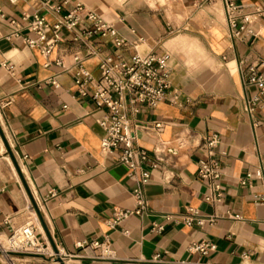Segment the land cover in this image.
<instances>
[{
	"label": "crops",
	"instance_id": "1",
	"mask_svg": "<svg viewBox=\"0 0 264 264\" xmlns=\"http://www.w3.org/2000/svg\"><path fill=\"white\" fill-rule=\"evenodd\" d=\"M76 1L116 28L128 42L126 57L169 54L178 103L161 102L134 118L139 146L153 149L151 126L159 121L161 137L178 153L143 187L147 209L112 226L117 210L135 207L138 176L119 162V151L102 150L98 119L105 109L79 94L67 69L84 46L66 31L48 58L27 45L23 17L37 13L52 22L61 0H0V232H11L7 218L13 227L31 222L41 242L69 254L11 262L0 252V264H264V204L253 197L263 190L264 84L248 81L264 79V14L251 25L256 36L240 40L230 35L221 0ZM237 2L252 11L264 0ZM12 20L19 36L12 35ZM93 41L99 52L84 65L99 78L100 59L115 48ZM58 58L65 67L53 63ZM53 77L59 87L47 83ZM213 133L221 140L218 202L206 201L211 190L198 174L202 142ZM249 172L251 185H243ZM188 208L205 223L186 224ZM106 239L115 252L110 259L89 244ZM199 242L216 248L191 251ZM156 254L164 262H149Z\"/></svg>",
	"mask_w": 264,
	"mask_h": 264
},
{
	"label": "built area",
	"instance_id": "2",
	"mask_svg": "<svg viewBox=\"0 0 264 264\" xmlns=\"http://www.w3.org/2000/svg\"><path fill=\"white\" fill-rule=\"evenodd\" d=\"M47 1V0H45ZM224 7L226 21L231 37L246 40L256 36L251 25L264 14V2L252 11L240 5L237 0H221ZM65 10V12H64ZM56 15L54 21H49L40 14H34L32 18L23 17L27 21L25 40L29 47L38 48L45 57H50L54 50L64 41V32H69L73 43H82L84 51L75 52L68 70L74 73L75 84L79 94L83 97H91L98 109H105L98 119L99 125L104 130L101 140V148L106 154L119 151V162L125 165L130 174L138 176V185L134 189L135 207L131 209L117 210L111 225L115 226L133 214H142L148 207L143 187L152 178V172L169 166V160L178 153V149L171 145V141L161 137L163 122H154L151 128L155 134V145L152 150L145 149L138 144L139 125L135 121L144 108L155 109L159 103L169 101L178 103L179 96L171 90V70L168 64L169 54L159 55L153 52L147 54L133 53L126 57L124 50L128 42L122 38L116 28L97 12L87 8L82 2L73 0H61L53 8ZM15 27L12 35L19 36L22 29L17 27V21L12 20ZM99 38L111 43L115 48L113 54L100 59V77L95 78L85 67L84 62L94 57L99 50L93 39ZM53 63L65 67L63 58L56 59ZM264 64V62H262ZM251 83L264 84L262 76L251 75L248 78ZM54 87L60 83L56 77L47 80ZM9 101L7 102V104ZM180 140V138H179ZM220 136L213 133L202 142L203 158L199 162V177L207 183L211 194L206 196V201L218 202L221 200L219 178L221 165L217 157ZM253 175L247 173L240 179L243 185H251ZM263 190L254 193V200L264 204V174L261 176ZM53 196L54 193H51ZM189 216L184 222L192 225L204 224L206 219L197 216V211L188 208ZM168 216L167 219H171ZM5 223L10 225L11 232H0V252L11 262L20 260L24 256H37L49 260L66 258L69 254L60 249L51 250L47 244L41 242L36 236L34 225L28 222L24 225L11 226V218ZM158 232L164 230V226H157ZM88 242L78 244L84 247ZM94 248L101 250V258H113L114 249L108 239L93 240L89 243ZM216 246L211 242L193 243L190 250L207 254ZM152 263L164 262L160 254H156L149 260Z\"/></svg>",
	"mask_w": 264,
	"mask_h": 264
}]
</instances>
